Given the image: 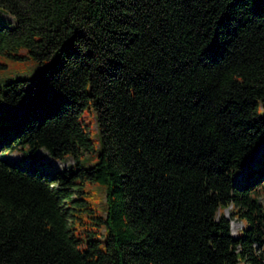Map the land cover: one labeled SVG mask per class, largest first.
<instances>
[{
    "label": "trees",
    "instance_id": "obj_1",
    "mask_svg": "<svg viewBox=\"0 0 264 264\" xmlns=\"http://www.w3.org/2000/svg\"><path fill=\"white\" fill-rule=\"evenodd\" d=\"M0 264H264V0H0ZM51 86L56 95L45 102ZM96 123L94 150L80 114ZM238 172V178L233 179ZM105 188L103 211L82 193ZM243 219L232 235L221 208Z\"/></svg>",
    "mask_w": 264,
    "mask_h": 264
},
{
    "label": "rangeland",
    "instance_id": "obj_2",
    "mask_svg": "<svg viewBox=\"0 0 264 264\" xmlns=\"http://www.w3.org/2000/svg\"><path fill=\"white\" fill-rule=\"evenodd\" d=\"M0 22L2 24H12V16L0 8ZM5 66L0 67V86L8 80L14 78L26 77L31 78L33 75L38 73L42 68L48 66L49 61L38 62L31 58H6L4 60ZM57 92L51 86H48L42 95V100L48 102L52 95H56ZM18 113L14 110L13 107L7 106L4 103H0V121L7 120L11 114ZM80 121L84 128L87 130L92 141L94 142V150L89 152L83 151L78 156V163L82 166L90 165L94 162L96 158V151L98 145V132L96 129V123L93 120V117L88 114L87 111H83L80 114ZM257 152L259 154L264 153V138L258 146ZM0 155H4L9 160H15L20 165L25 167L34 166L33 163L36 162V169H40L41 165L47 166L46 172H51L54 169L72 167L73 158L71 155L65 156L61 159L54 158L50 156L43 148L39 147L34 151H30L26 147L16 148L12 151L7 149L0 150ZM239 173H234V179L239 177ZM84 189L87 190L86 193H82L87 199L90 200L93 206L98 207L100 213L103 211V200H104V186L99 184H84ZM221 212L228 217L229 219V229L232 235L240 234L242 232L241 226L244 223L243 219H239L237 216H234L230 213V205L220 209Z\"/></svg>",
    "mask_w": 264,
    "mask_h": 264
}]
</instances>
